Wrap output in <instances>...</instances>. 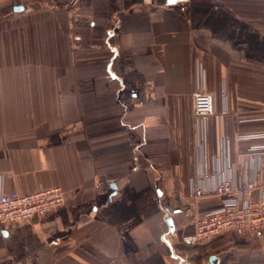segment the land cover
<instances>
[{
  "label": "crops",
  "instance_id": "crops-1",
  "mask_svg": "<svg viewBox=\"0 0 264 264\" xmlns=\"http://www.w3.org/2000/svg\"><path fill=\"white\" fill-rule=\"evenodd\" d=\"M197 64L216 109L201 167ZM263 132L264 0H2L0 191L65 202L0 231V264H211L184 237L221 199L191 183L242 175ZM237 245L218 264H264V241Z\"/></svg>",
  "mask_w": 264,
  "mask_h": 264
},
{
  "label": "built area",
  "instance_id": "built-area-1",
  "mask_svg": "<svg viewBox=\"0 0 264 264\" xmlns=\"http://www.w3.org/2000/svg\"><path fill=\"white\" fill-rule=\"evenodd\" d=\"M2 0H0L1 2ZM195 87L192 93V114L197 152V165L202 166V154L206 145V118L216 112L215 95L206 89L204 72L196 67ZM253 136H264L259 133ZM222 151L224 148L222 147ZM264 143L253 145L241 153L244 173L238 177H221L212 186L203 187L191 183V195L202 197L217 195V207L195 218V231L184 237L188 244L208 241L229 232L238 235H257L264 232ZM258 160L253 174H248L245 157ZM206 175L200 170L197 178ZM65 192L60 186L41 187L32 192L0 191V231H5L14 222L43 217L61 207Z\"/></svg>",
  "mask_w": 264,
  "mask_h": 264
},
{
  "label": "rangeland",
  "instance_id": "rangeland-1",
  "mask_svg": "<svg viewBox=\"0 0 264 264\" xmlns=\"http://www.w3.org/2000/svg\"><path fill=\"white\" fill-rule=\"evenodd\" d=\"M263 241L264 237L260 240L257 235H238L229 232L223 235L221 234L208 241L201 242L203 245L195 246L193 251L202 253L203 257L208 259L209 255L212 254H219L222 256L223 254L232 252V249L235 246H238L237 244L239 243L242 247L250 249L261 247V242Z\"/></svg>",
  "mask_w": 264,
  "mask_h": 264
},
{
  "label": "water",
  "instance_id": "water-1",
  "mask_svg": "<svg viewBox=\"0 0 264 264\" xmlns=\"http://www.w3.org/2000/svg\"><path fill=\"white\" fill-rule=\"evenodd\" d=\"M169 222L172 223L171 221V218L169 219ZM211 264H218V257L214 254L210 255V258H209ZM178 264H192L191 261L189 260H183V258H181L179 261H178Z\"/></svg>",
  "mask_w": 264,
  "mask_h": 264
},
{
  "label": "trees",
  "instance_id": "trees-1",
  "mask_svg": "<svg viewBox=\"0 0 264 264\" xmlns=\"http://www.w3.org/2000/svg\"><path fill=\"white\" fill-rule=\"evenodd\" d=\"M206 260V258H204Z\"/></svg>",
  "mask_w": 264,
  "mask_h": 264
}]
</instances>
